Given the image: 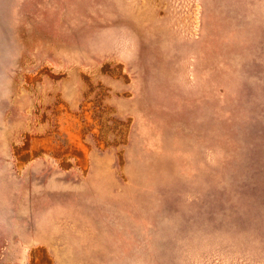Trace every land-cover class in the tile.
<instances>
[{
	"label": "rangeland",
	"instance_id": "374dc122",
	"mask_svg": "<svg viewBox=\"0 0 264 264\" xmlns=\"http://www.w3.org/2000/svg\"><path fill=\"white\" fill-rule=\"evenodd\" d=\"M0 264H264V0H0Z\"/></svg>",
	"mask_w": 264,
	"mask_h": 264
},
{
	"label": "crops",
	"instance_id": "0c3cea01",
	"mask_svg": "<svg viewBox=\"0 0 264 264\" xmlns=\"http://www.w3.org/2000/svg\"><path fill=\"white\" fill-rule=\"evenodd\" d=\"M79 105H80V103H79ZM95 181H96V179H75V181H73L72 183H86L87 184V183H93ZM56 182L59 183V184H66V183H68L67 179H59Z\"/></svg>",
	"mask_w": 264,
	"mask_h": 264
}]
</instances>
